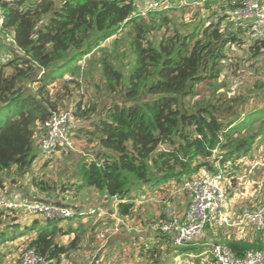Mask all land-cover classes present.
<instances>
[{
	"label": "trees",
	"instance_id": "obj_1",
	"mask_svg": "<svg viewBox=\"0 0 264 264\" xmlns=\"http://www.w3.org/2000/svg\"><path fill=\"white\" fill-rule=\"evenodd\" d=\"M142 1L0 0V47L9 54L0 62V194L6 178L15 182L30 173L36 135L67 107L77 120L71 137L92 149L74 166L71 187L58 190L49 179L31 184L56 196L72 189L104 193L118 201L120 219L134 216L131 193L154 192L168 204L185 179L234 169L236 160L251 155L264 135V79L246 95L220 92L242 61L228 50L245 47L256 62L264 56V39L249 42L243 29L224 22V11L245 0H171L165 10L140 15L135 5ZM82 82L95 100H87ZM16 213L0 210V246L18 226ZM159 220L152 223L151 248L140 247L139 258L192 250L173 247ZM63 221H33L24 233L35 235L26 236L23 250L50 264H72L69 254L81 237L78 229L64 233ZM102 225L99 220L92 229ZM70 233L63 244L61 235ZM220 244L237 258L264 250L259 236Z\"/></svg>",
	"mask_w": 264,
	"mask_h": 264
},
{
	"label": "built area",
	"instance_id": "obj_2",
	"mask_svg": "<svg viewBox=\"0 0 264 264\" xmlns=\"http://www.w3.org/2000/svg\"><path fill=\"white\" fill-rule=\"evenodd\" d=\"M170 1L143 0L136 4L135 8L140 15H145L149 11L169 8ZM222 16L226 25L243 29L249 42L264 39V0H245L242 6L226 9ZM2 25L3 16L0 10V27ZM7 38L9 41V37ZM76 123L71 107L51 115L43 125L44 134L39 140L38 154L42 161L50 160L58 152L71 148L70 129ZM231 173L230 168H227L214 173L203 172L197 177L183 181L179 192L187 198L186 207L179 212L167 210V220L160 222V231L173 247H184L208 230L239 228L245 224L253 228L264 244V195L260 204L243 209L233 219L226 208L227 185L234 179ZM0 210L8 212L17 210L23 214L35 216L41 221L67 220L75 217L73 211L66 206L38 202H12L1 195ZM83 215L102 218L101 211L98 209L90 210L80 216ZM209 253L214 264H264V250L252 251L243 258H237L228 247L219 243L210 245ZM16 264H50V262L38 256L33 249H24Z\"/></svg>",
	"mask_w": 264,
	"mask_h": 264
},
{
	"label": "rangeland",
	"instance_id": "obj_3",
	"mask_svg": "<svg viewBox=\"0 0 264 264\" xmlns=\"http://www.w3.org/2000/svg\"><path fill=\"white\" fill-rule=\"evenodd\" d=\"M179 16V14H177V17ZM178 19V18H177ZM245 39L247 40V37H245ZM111 41V40H110ZM110 41L106 42L107 46L109 45ZM4 52V51H3ZM229 55H233V57H239V59H241L242 61H240V65L239 68L237 70H235L234 74H232L230 76L231 81H229L227 83V88H224L223 90H220V92H224L226 94H228V96H233V95H237V94H241V95H246L248 89H250L254 84H257V79L258 77L263 78L264 79V56L260 59V61L256 62L255 60H251V58L249 57L245 47L243 48H232L230 50H228ZM5 54H1L0 55V62L3 61L6 57H4ZM126 61H124L125 63ZM220 82V81H219ZM82 91L83 93H85L87 100L90 99L92 97V92L94 91V89L92 88H88L87 85H85L82 82ZM198 90H200L198 88ZM202 90V89H201ZM200 90V91H201ZM253 94V93H252ZM91 96V97H90ZM248 101L255 103L256 101L253 99V96H248ZM92 100H95L94 97H92ZM253 105L249 106L250 108ZM71 141H72V146L70 149H68L67 151L61 152V153H57L56 155H54L50 160L41 162L40 164V170L38 169V173L39 174H44L42 179H46V178H50L53 177L52 180L61 182L64 180L63 186L66 187H71L70 184H72V182H74V177L73 174L75 173V171L73 170L75 163L78 162L79 156L81 157L82 155H87L88 154V149L91 148V146H87L83 141H76L75 139H73L70 135ZM263 139V140H261ZM261 140V141H260ZM259 141H257L252 153L250 156L236 160L235 161V168H232V165L230 166V168L232 169V172H234V179L235 180L233 182V180L230 181V183L227 185V194L229 192L232 191V189H237L240 187L241 190H245V189H249L250 191L256 190L257 192L260 193H264V135L263 137L260 138ZM36 149V148H35ZM92 149V148H91ZM36 152V150H35ZM36 159H40V155L35 154ZM78 158V159H76ZM39 161V160H37ZM77 161V162H76ZM239 161H243L241 164ZM246 163V164H245ZM44 165V166H43ZM39 166V165H38ZM252 166V168H251ZM252 170V174H249V171ZM41 171V172H40ZM38 174V175H39ZM44 176L46 178H44ZM237 178H239L237 180ZM242 183V184H241ZM254 193V191H253ZM8 196L7 193L2 192L1 196ZM184 195V194H183ZM180 196V203L177 202V199H175L174 201H172L171 203L165 204L162 202V195H158L157 193H152V194H147L146 196H141L138 198L139 202H136V213L139 215V212L137 210H140L142 208L143 211L148 212L149 209H151L150 207H146V206H151L153 207V205L158 207L159 213L156 215L160 218L163 215V213L166 214L165 210H171L173 205L175 208H172V210H176L177 207H179L181 204H183V202H185L186 196L184 195ZM227 200V199H226ZM101 211V215H103L102 210ZM134 212V216L130 217V218H125L123 220H121L119 217L117 216H113V224H103L101 227L97 228V229H90L89 228L91 226H88L87 224H83V228L82 230L79 231L80 236H82L85 232V234L87 232L91 233V235L93 236L95 234V238L97 241L99 239L101 240H105L106 236L112 235L115 232L118 231L119 227H125L126 226V232L127 234H129L130 238L133 237H137L136 239H131L130 243L134 244L136 246H134V248L126 250L125 253V258L124 261H122L121 263L118 264H214L213 259L211 257V255L209 254V246L213 245V244H219L220 242L216 241H212L209 243V245L207 246H201L200 244V240L202 239L203 234L207 233L204 232L200 237L196 238L194 241H192L191 243L185 245L184 247L192 249L190 251H186V252H171L169 253L168 251H166L165 249H162V252L160 254H154V255H150V257H148V255H145L141 258H137L136 255L133 256V253H135L136 251H138V249L140 247H143L145 249V247H149L148 244H145V242L143 240H139L138 235H141L142 230H141V222L139 220V217L137 218V214H135ZM18 218H19V214L16 213ZM107 214H109V212L107 211ZM23 215V214H22ZM142 215V214H141ZM148 215V214H147ZM169 215H170V211H169ZM26 217H29L30 221H35L37 219V217L29 215V214H25ZM146 216V215H144ZM24 217V215H23ZM88 216L83 215L80 218L72 217V219L76 218L75 220H67L65 222V224L61 223L59 225L60 228L63 229V232L65 233L67 231L68 226H72L75 227L76 229H78L79 223L86 221ZM157 217V218H158ZM32 218H35V220H32ZM95 218V216H94ZM39 220V218L37 219ZM134 220V221H133ZM159 220V219H158ZM122 221V223H121ZM160 221V220H159ZM140 226V227H139ZM18 232V235L22 237V235H27V233H24V231H27V228H23L22 226L18 225L15 228ZM14 230V229H13ZM96 232V233H95ZM24 233V234H23ZM84 234V235H85ZM63 235H61L60 237V241L63 244H66L68 242H66L67 240L71 239V237H73V235H69L67 236L68 238H66L64 236V238L62 237ZM103 236V238H102ZM19 238H13L14 240H12L11 242H9L8 244H6L5 246H0V259H1V255L7 256L6 253L7 251H9L8 249H15V256H19V254H21V252L23 251V248L19 249V247L21 245H19L22 241H17ZM202 241V240H201ZM14 243V247L12 246ZM19 243V244H18ZM18 244V245H17ZM89 244V241H85V239L80 243V245L77 247L76 250H74L73 252H70L69 255H71L72 257H75L77 255H82L84 252L88 251V248H85V246H87ZM18 246V247H17ZM151 248V246H150ZM148 248V249H150ZM123 252L121 253V255L124 254ZM136 256V257H135ZM167 256H172L173 258L168 260L164 259ZM120 257V256H118ZM155 260H157L160 263H155ZM118 261V260H117ZM3 264H12L8 263L7 261L3 260Z\"/></svg>",
	"mask_w": 264,
	"mask_h": 264
},
{
	"label": "crops",
	"instance_id": "obj_4",
	"mask_svg": "<svg viewBox=\"0 0 264 264\" xmlns=\"http://www.w3.org/2000/svg\"><path fill=\"white\" fill-rule=\"evenodd\" d=\"M4 49L0 47V55L3 53L5 54L4 57H8L9 54L7 52H3ZM101 100V99H100ZM103 102V100H101ZM89 126L93 125V120L89 122ZM43 134V133H42ZM41 131L36 135V140H35V150L37 154L39 153V140L42 137ZM84 142V141H83ZM61 153V152H58ZM83 156V155H82ZM80 158V156H79ZM78 159V158H76ZM39 160V161H37ZM42 161L41 159H34L32 163V167L30 170V173L24 175L23 178L21 179H14L15 182H10L12 179L6 178L7 182L5 184V190L4 193H7L8 196L6 198L12 202H41L45 204H53V205H62L69 207L74 215L77 218H80L83 213H87L90 210L98 209L102 210L103 215L101 216L102 218L99 219L97 216L94 218V216H89L86 217L87 220L80 222L78 226V232L82 230L83 224H87L88 226H91L89 228L92 229L93 225L97 221H102L103 224H113L114 218L113 216H116L115 211H116V205H117V200L115 199H110L108 198L104 193H98L94 191L93 189H86L84 191H81L80 193L75 194L74 190L72 189L70 191H65L67 194H61L60 196H56L53 192H49L48 194H40L38 190L31 184V180L36 179H42L43 178V173L39 174L38 169L40 170V164ZM77 162V161H76ZM240 164L243 161H239ZM246 164V163H245ZM39 165V166H38ZM76 165V163H75ZM44 166V165H43ZM252 168V166H251ZM41 172V171H40ZM204 171L201 170L198 175H201ZM252 170L249 171V174H252ZM39 174V175H38ZM44 178H46L44 176ZM51 180L52 182L57 183L56 188L60 189L59 186L63 185L64 180L61 182L52 180L53 177L46 178ZM239 178H237L238 180ZM74 179V182L75 183ZM242 184V183H241ZM67 189V187H65ZM58 189V190H59ZM254 191V193H253ZM250 191L249 189L241 190L240 187L237 189H232L231 192L227 194V200H226V208L229 214L235 219L238 214L242 212L243 209L247 207H253L257 204H260V201L262 199V196L264 193L257 192L256 190ZM154 193V192H153ZM147 194H152L150 191H146L144 193H131L132 196L135 198V205L136 202H139L138 198L141 196H146ZM1 195V194H0ZM141 195V196H140ZM4 196V195H3ZM139 196V197H138ZM180 196L181 194L175 193L174 197L177 199V202L180 203ZM140 199V198H139ZM141 200V199H140ZM187 205V199L183 204H181L179 207L176 208L177 212L181 211L183 208H185ZM172 208H175L173 205H171ZM150 207L148 212L143 211L142 208L140 210H137L139 212V215L135 212L136 207H134V212L137 214V218L139 217V220L141 222V230L142 233L141 235H138L139 240H143L145 244H148L149 247L153 243L152 239V233L154 226L152 223L157 224L158 222V216H156L159 213L158 207L153 205L151 206H146ZM171 208V209H172ZM168 210V209H167ZM165 210V212H167ZM107 211L109 214H107ZM21 213V212H20ZM23 213L19 214V218H17L16 225H20L23 228H27L30 226L33 222L29 220V217H26L25 214L24 217L22 215ZM142 214V215H141ZM148 214V215H147ZM146 215V216H144ZM158 217V218H157ZM38 219V218H37ZM74 219H68L69 220H75ZM32 220H35V218H32ZM123 220V219H121ZM67 220H64L63 223L65 224ZM134 221V220H133ZM161 222V220H160ZM62 223V224H63ZM122 223V221H121ZM82 225V226H81ZM140 227V226H139ZM67 229H76L75 227L68 226ZM126 232V226L125 227H119L118 231L115 232L112 235H107L105 240L99 239L98 241L95 238V234L92 236L91 233L87 232L85 234L80 236L81 237V242L85 239V241H89V244L85 246V248H88V251L84 252L82 255H77L75 256V259H73L72 264H118L124 261L125 258V253L126 250L134 248V244H131L130 241L131 239H136L137 237L130 238L129 234L125 233ZM96 233V232H95ZM35 234H27V235H22V237L19 238L18 232L16 229L10 231L8 233V238L10 239L8 242L4 243L3 246L14 240L13 238H19L17 241H23L29 236H34ZM71 236L74 234L70 233L67 234L65 237L68 238L67 236ZM80 235V234H79ZM27 236V237H26ZM71 237V239L73 238ZM257 238V235L255 234L253 228L249 224H245L243 227H226L222 228L220 231H207V233L203 234L202 236V241L200 240L201 246H207L209 245L210 242L212 241H218L220 243L225 242L226 240L230 239H235V240H244L251 242L254 239ZM69 239V240H71ZM90 239H93L94 242H90ZM67 240L66 242H69ZM22 243V242H21ZM20 243V244H21ZM19 244V243H18ZM17 244V245H18ZM19 244V245H20ZM2 246V245H1ZM2 246V247H3ZM14 247V243L12 245ZM18 247V246H17ZM148 247V248H149ZM23 247H19L21 249ZM6 255H1V260L7 261L8 263L16 264V261L18 257L20 256H15V249H8ZM124 253L121 255V253ZM210 254V253H209ZM136 255L138 257V251L133 253V256ZM120 256V257H118ZM135 256V257H136ZM173 258V257H172ZM167 259V257L164 259V261ZM118 260V261H117ZM156 263V262H155ZM61 264H71L69 261H65L64 259L62 260Z\"/></svg>",
	"mask_w": 264,
	"mask_h": 264
},
{
	"label": "water",
	"instance_id": "obj_5",
	"mask_svg": "<svg viewBox=\"0 0 264 264\" xmlns=\"http://www.w3.org/2000/svg\"><path fill=\"white\" fill-rule=\"evenodd\" d=\"M38 203H40V202H38Z\"/></svg>",
	"mask_w": 264,
	"mask_h": 264
}]
</instances>
